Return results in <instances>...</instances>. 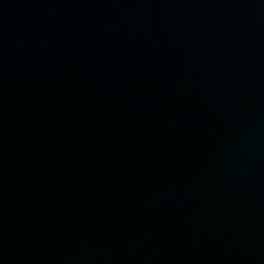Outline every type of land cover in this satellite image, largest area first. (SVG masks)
<instances>
[{"label":"water","instance_id":"1","mask_svg":"<svg viewBox=\"0 0 264 264\" xmlns=\"http://www.w3.org/2000/svg\"><path fill=\"white\" fill-rule=\"evenodd\" d=\"M0 264H264V0H0Z\"/></svg>","mask_w":264,"mask_h":264}]
</instances>
